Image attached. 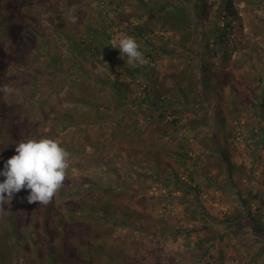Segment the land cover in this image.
<instances>
[{
    "label": "trees",
    "instance_id": "1",
    "mask_svg": "<svg viewBox=\"0 0 264 264\" xmlns=\"http://www.w3.org/2000/svg\"><path fill=\"white\" fill-rule=\"evenodd\" d=\"M243 1L240 9L233 0H90V13L102 16L101 23L87 22L80 29L75 21L74 29H63L64 39L56 41L66 19L45 18V7L23 15L25 39L18 27L0 23V58L16 53L19 68L36 72L38 81L42 74L41 84L51 85L64 100L88 106L83 116L91 120L94 142L81 140L82 145L90 149L98 142L104 150L98 159L106 163L91 188L99 195L82 201L87 212L82 204L76 208L79 202L62 207L42 258L36 241L34 252L18 244L11 246L12 254L23 249L20 254H30L26 264H226L224 247L235 250L238 264H264V195L254 188L232 193L238 187L235 176L253 178L232 163L226 146L240 137L257 158L264 152V0ZM6 3L0 0V6ZM51 11L78 19L75 8ZM252 35L260 39L253 41ZM125 36L135 38L145 63L129 64L110 46ZM6 39L11 51L5 50ZM234 53L245 57L242 63L232 60ZM32 54L42 60L38 68L26 63ZM163 59L176 70L160 80L156 67ZM5 62H0V78L12 81ZM78 105L61 113L75 126L83 120L75 116ZM9 112L0 105V116ZM241 112L248 116L245 123L239 121ZM186 113L194 119L182 123ZM242 126L244 132L234 135ZM190 128L195 133L187 138ZM200 160H213L220 172L210 175ZM202 186L215 187L234 202L223 220L205 210ZM125 200L130 202L121 204ZM20 254L10 261L2 257L0 264H22Z\"/></svg>",
    "mask_w": 264,
    "mask_h": 264
},
{
    "label": "rangeland",
    "instance_id": "2",
    "mask_svg": "<svg viewBox=\"0 0 264 264\" xmlns=\"http://www.w3.org/2000/svg\"><path fill=\"white\" fill-rule=\"evenodd\" d=\"M6 1V4L0 6V23H8L14 30L18 27L20 34L18 36L21 39L27 38L25 28L22 27L23 15L25 14V17H27L26 12L30 13V11H33V13H35L39 12L40 9L42 11V7L46 9L45 18H50L54 21L59 14L60 17L66 19L65 26L63 28L60 26L61 29L57 31L55 41L59 39L63 40L64 36L62 30L68 29L71 32L74 26H76V24L74 25L75 21H79L78 25L81 29L82 24L85 25L87 22L88 24H94V21H100L101 23L102 20V16L96 15L94 18L90 13V0H85L87 2L83 5H79L78 0H46V5L41 4L42 6L37 3L39 0ZM12 1L18 2V4L12 3ZM34 1L35 3L32 4ZM233 4L240 9L244 8L246 5L243 0H233ZM53 8L59 11L75 8L79 10L76 14L78 19L71 20L69 17L64 16L62 12L55 13V11H51ZM101 14H103V10L100 11V15ZM247 27L248 22H246L244 32L249 34L251 29L249 28L248 32ZM4 33H6V31ZM259 37L254 39L252 35V40L257 41L260 39ZM4 44L6 46L5 50L11 51V39H6ZM15 54L16 53L12 55L3 54L0 58V62L6 61L3 64L4 69L7 67L6 74H13L12 81L9 80L8 76L4 79L1 77L0 86L6 85L15 92V94L0 93V105L5 104L10 111V116L9 114L3 113L2 116H0V169L3 168V163L5 161L16 154V144L28 139L40 138L52 139L59 145L62 144L60 145L61 147L64 146L65 150L69 153V168L67 169L65 181L54 196L53 204L49 203L45 205L39 204V202L30 204L26 199L30 190L26 191L22 189L13 196L11 201L9 200L0 205V258L3 257V259H5L10 257L8 261L23 251V249H21L19 252L12 254L10 251L11 246L18 244L21 248L28 246L32 251L35 250V241L38 243V251L42 258L48 249V231H56V227L54 226H56L62 213V207L69 206L71 208V205H67V203L73 201L75 203L79 202L76 206L77 208L82 204L84 199L91 200L96 198L95 195H99V192L96 193L97 190L95 189L92 191L91 188L96 185L98 179L102 176L103 168L106 164L104 163V157L98 159L100 152L104 151L101 145L99 146L98 142L93 143L90 149L82 145L83 142L81 140L86 144L94 142L93 135H95V132L88 126L91 120L83 116L86 115L85 112L90 108L88 106H86V108L80 107L81 105H78L76 102L64 100L61 96L62 93L60 95L58 90V92H55L51 85H45L43 84L44 82L41 84V81L45 80L42 74H39L40 81H38L36 72L32 70L26 72L23 68H19L18 64L21 61L16 58ZM239 55V53H234L232 55V60L239 58ZM242 56H246V54ZM242 58L238 59L240 63H242L245 57ZM29 59L26 63L28 62L30 66L38 68L37 66L41 65L42 60L40 57H36L32 54ZM253 60L256 61L257 58L254 57ZM87 69L89 70L90 67ZM156 69L159 72L160 80H164L166 76L169 74L171 75V73L176 70L168 65L166 59L159 61ZM44 75H47V73ZM35 84H38V86H34ZM74 105H78L79 107L76 109L77 113L75 115L78 121L83 119L81 124L76 126L71 119H66L64 116H61L63 111L74 112ZM224 111L228 114V110ZM244 112H241V118L239 120L241 123H245L248 120V116L244 115ZM101 116H105V114H101ZM194 116L195 114L193 113H186L182 123H189L194 119ZM126 122L129 123L130 121L127 120ZM191 130L193 129H187V138L193 137L192 133H195V131L193 130L192 132ZM244 130L243 126L235 128L234 135L243 133ZM89 131L90 135L86 136L89 134ZM196 132H198L197 129ZM239 139L240 137H238V139H230V142L228 141V144H226L227 151L231 155L232 163L246 169V172H251L250 175L253 180L251 181L249 179V175H244L240 177L241 179L235 176L234 180L238 182V187L237 189L232 187V193L234 194L237 191L248 192L249 189L254 188L255 191H258L263 196L264 152L261 151L259 158H257L253 146L248 144L249 142L245 139L243 141ZM197 153H199V150H197ZM89 157L92 158V160L95 159L96 162L93 163L89 161ZM214 164L215 162L213 160H200L199 167L208 168L210 175L216 176L220 171L217 165ZM86 167L88 168V172H85ZM90 175H93V177L90 178ZM2 179L3 178H0V180ZM201 188H204V192L200 195L202 205L211 217H215L221 221L235 208V204L232 202L230 196L224 194L217 188H205L203 186ZM174 195L179 196L181 193H174ZM129 202V200H125L122 201L121 204H127ZM132 207L136 210L138 209L136 201L133 202ZM256 207L257 205L254 204V208ZM87 208V205L84 204L80 206L83 212H87ZM173 208L176 209V212H181L176 202L173 203ZM95 213L97 216L102 215L101 212ZM81 231L83 232L84 228H82ZM67 236L71 240V235L69 233H67ZM53 240L55 241V245H59L61 242L60 237L54 238ZM68 244L70 245L71 241H68ZM223 250L225 251L226 264H238L235 262L237 256L233 248L223 247ZM29 255L28 253H23L18 256L22 264H26ZM77 256L80 259H85L87 255L80 253Z\"/></svg>",
    "mask_w": 264,
    "mask_h": 264
},
{
    "label": "clouds",
    "instance_id": "3",
    "mask_svg": "<svg viewBox=\"0 0 264 264\" xmlns=\"http://www.w3.org/2000/svg\"><path fill=\"white\" fill-rule=\"evenodd\" d=\"M110 46L119 50L121 58L127 56L129 64L146 62L134 37L113 39ZM12 91L6 85L0 86V93ZM15 153L0 169V178H3L0 180V205L11 201L22 189L30 190L26 197L28 203L49 204L66 179L69 153L48 138L20 141Z\"/></svg>",
    "mask_w": 264,
    "mask_h": 264
}]
</instances>
